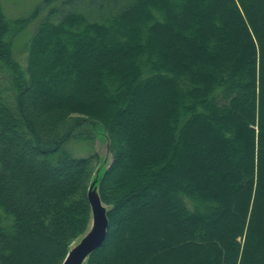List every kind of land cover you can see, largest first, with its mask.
I'll return each mask as SVG.
<instances>
[{"label":"trees","instance_id":"1","mask_svg":"<svg viewBox=\"0 0 264 264\" xmlns=\"http://www.w3.org/2000/svg\"><path fill=\"white\" fill-rule=\"evenodd\" d=\"M82 1L101 21L53 9L25 66L0 14V264H62L87 232L82 121L112 155L86 264H264V0Z\"/></svg>","mask_w":264,"mask_h":264},{"label":"rangeland","instance_id":"2","mask_svg":"<svg viewBox=\"0 0 264 264\" xmlns=\"http://www.w3.org/2000/svg\"><path fill=\"white\" fill-rule=\"evenodd\" d=\"M85 1L87 2L89 0ZM96 1H104L106 3L108 0ZM114 1L116 2L117 0ZM123 3L124 0H120L119 4L122 5ZM85 4L86 3L83 1L73 4L70 3V0H52L51 2L48 0H0V14L6 21L26 23L24 29L16 32V35L13 38L12 50L16 60L19 61L22 66H25L27 60L26 45L40 24V21L46 18L53 9H57V14L53 18L54 21L60 20L63 14L71 11L85 14L90 21H101L102 14H99L97 9H95L98 7L95 5L94 8L91 7L89 9L84 6ZM92 9L94 11L93 13H91ZM90 15L93 17H90ZM107 16H109V14ZM4 74H6L5 70L0 73V76L2 77ZM80 127L81 131H88L93 135V144L91 145V143L87 142H75L72 140L68 143V149L76 156H88L94 151L101 157V161L96 169L101 165L104 169L109 168L112 163V155L109 151V141L104 128L100 124L91 121H82ZM82 238L83 236L77 239L73 243V246L79 243Z\"/></svg>","mask_w":264,"mask_h":264},{"label":"water","instance_id":"3","mask_svg":"<svg viewBox=\"0 0 264 264\" xmlns=\"http://www.w3.org/2000/svg\"><path fill=\"white\" fill-rule=\"evenodd\" d=\"M109 168L104 169L101 165L93 174L88 189V200L91 205L90 226L79 243L71 246L62 264H86L90 255L100 249L107 238L110 207L102 202L99 187Z\"/></svg>","mask_w":264,"mask_h":264}]
</instances>
